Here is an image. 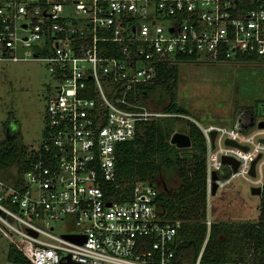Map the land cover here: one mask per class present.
<instances>
[{
    "label": "built area",
    "instance_id": "obj_1",
    "mask_svg": "<svg viewBox=\"0 0 264 264\" xmlns=\"http://www.w3.org/2000/svg\"><path fill=\"white\" fill-rule=\"evenodd\" d=\"M244 57L264 63V0H0V63L42 62L56 82L28 170L10 182L0 176V235L30 264H177L181 222L161 215L151 184L130 193L117 184V147L163 116L148 93L160 67ZM200 130L210 151L218 146L208 157V202L214 172L219 192L237 178L252 181L256 157L264 166V129L257 140L211 125ZM224 156L239 162L236 173L225 166L226 179ZM263 170L252 183L264 202ZM213 224L208 214L196 264ZM258 229L264 235V216ZM258 256L235 264H264V252Z\"/></svg>",
    "mask_w": 264,
    "mask_h": 264
},
{
    "label": "rangeland",
    "instance_id": "obj_2",
    "mask_svg": "<svg viewBox=\"0 0 264 264\" xmlns=\"http://www.w3.org/2000/svg\"><path fill=\"white\" fill-rule=\"evenodd\" d=\"M176 65L178 80L172 88L174 99L161 89L151 97V108L163 115L153 122L176 118V134L187 135L189 124L194 123L199 129L211 125L232 129L242 136H255V140L260 137L256 135L261 132L258 122L264 121L261 114L263 106L260 104L264 101V63L195 62ZM170 84L173 85V82ZM55 85L42 62L0 63V149L4 145L20 144L30 150L41 144L46 107ZM172 101L185 109L188 116L168 114L165 109ZM246 117L249 118L248 122ZM217 149L216 145L210 151L207 145V164L210 152L211 158H214ZM259 169H264L261 163ZM219 174L226 179L230 176V170L224 166ZM18 175L16 166L10 167L8 172L0 170V176L9 182ZM259 177L261 174L257 175ZM252 181H256V178ZM252 181L235 179L218 196H212L207 201L205 219L192 216L190 222L205 223L209 214L214 223H256L260 218L261 198L252 195ZM150 182L166 195L172 194L182 183L177 169L165 167L151 177ZM159 212L165 215L160 208ZM9 249V241L0 235V264H11L7 260Z\"/></svg>",
    "mask_w": 264,
    "mask_h": 264
},
{
    "label": "trees",
    "instance_id": "obj_3",
    "mask_svg": "<svg viewBox=\"0 0 264 264\" xmlns=\"http://www.w3.org/2000/svg\"><path fill=\"white\" fill-rule=\"evenodd\" d=\"M242 62L256 60L244 57ZM185 63L195 62L189 59ZM177 80V65L162 66L156 84L149 88L148 93L152 95L161 89L164 93L171 94V99H174L172 88L176 86ZM260 104L263 106L261 114L264 116V101ZM165 110L171 115L188 116L187 111L174 101ZM245 120L248 122L249 118L246 117ZM176 121V118L168 117L141 124L134 140L118 145L117 184L126 193H130L139 182L155 187L150 179L161 168L177 169L181 185L172 194L159 192L157 203L168 221L181 222L177 235L176 263L196 264L206 240L207 227L204 221H190L192 216L206 218L207 143L201 130L194 123H190L187 135L190 137L191 147L178 149L172 145L171 139L176 134ZM10 146L4 145L0 149V170L8 172L10 167L16 166L18 174L21 175L28 170L27 156L30 150L20 144ZM263 216L264 202L261 200L260 218L256 223H214L201 264L257 261L258 254L264 252V235L258 229ZM7 260L11 264H30L21 253L11 247Z\"/></svg>",
    "mask_w": 264,
    "mask_h": 264
},
{
    "label": "water",
    "instance_id": "obj_4",
    "mask_svg": "<svg viewBox=\"0 0 264 264\" xmlns=\"http://www.w3.org/2000/svg\"><path fill=\"white\" fill-rule=\"evenodd\" d=\"M258 128L264 129V122L259 123ZM215 137H216V132H212L211 133L212 142L215 141ZM263 143H264V141H263ZM171 144L175 145L178 149H186V148L191 147V140H190V137L188 135L177 133L172 137ZM225 145L229 146V147L238 148L244 152L248 151V147L241 146L238 143H236L235 141L228 140V141H226ZM260 158H261V156H258L257 159H255L251 165L250 176L253 178H256V165H257ZM221 162H222V165H224V166H231L232 171L234 173L237 172L238 167H239V162L237 160H235L234 158L224 156V157H222ZM217 178H218L217 174L214 172L212 174V193H213V195L216 194L217 189H218V187L216 185ZM251 192H252V195H254V196H258V197L261 196V188H253ZM68 238L71 240H74L76 242L82 243V241H80L79 238H75V237H68Z\"/></svg>",
    "mask_w": 264,
    "mask_h": 264
},
{
    "label": "flooded vegetation",
    "instance_id": "obj_5",
    "mask_svg": "<svg viewBox=\"0 0 264 264\" xmlns=\"http://www.w3.org/2000/svg\"><path fill=\"white\" fill-rule=\"evenodd\" d=\"M256 158H257V157H256ZM256 158H255V159H256ZM255 159H254V160H255ZM254 160H253V161H254ZM261 160H262V157L259 159V161H258V163H257V165H256V170H257V167L259 166V164L261 163ZM253 161H252V163H253ZM251 165H252V164H251ZM256 177H257V173H256ZM251 179H255V178L252 177ZM245 180H247V179H245ZM253 188H255V187H253ZM253 188H252V189H253ZM252 189H251V191H252ZM261 192H262V190H261Z\"/></svg>",
    "mask_w": 264,
    "mask_h": 264
},
{
    "label": "crops",
    "instance_id": "obj_6",
    "mask_svg": "<svg viewBox=\"0 0 264 264\" xmlns=\"http://www.w3.org/2000/svg\"><path fill=\"white\" fill-rule=\"evenodd\" d=\"M221 191H222V190H221ZM219 192H220V191H219ZM219 192H216V194H215V195H213V197H216V195L218 196V193H219Z\"/></svg>",
    "mask_w": 264,
    "mask_h": 264
}]
</instances>
